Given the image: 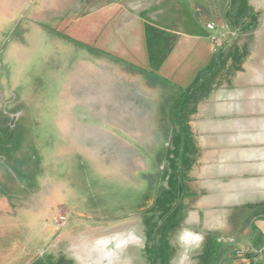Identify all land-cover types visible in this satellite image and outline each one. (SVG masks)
Wrapping results in <instances>:
<instances>
[{
	"label": "rangeland",
	"instance_id": "1",
	"mask_svg": "<svg viewBox=\"0 0 264 264\" xmlns=\"http://www.w3.org/2000/svg\"><path fill=\"white\" fill-rule=\"evenodd\" d=\"M247 18L264 0H0V264H108L105 239L120 264H264V211L196 225L181 156L183 101ZM152 92L166 138L135 170L101 145L104 113Z\"/></svg>",
	"mask_w": 264,
	"mask_h": 264
},
{
	"label": "crops",
	"instance_id": "2",
	"mask_svg": "<svg viewBox=\"0 0 264 264\" xmlns=\"http://www.w3.org/2000/svg\"><path fill=\"white\" fill-rule=\"evenodd\" d=\"M253 21L261 26L243 35L244 48L227 47L215 57L207 54L197 86L183 101L181 156L191 167L190 180L200 199L199 213L191 216L197 215L196 225L205 228L221 224L223 215L229 223L236 209L264 211V18ZM140 87L137 84L139 91ZM145 100H125L128 106L123 110L104 113L119 133L115 137L102 130L106 138H101V145L135 170L147 167L142 151L154 160L167 133L158 121V97L152 92ZM88 142L91 149L97 147L89 137ZM182 228L197 235L202 231ZM141 230L142 234L130 233L140 243Z\"/></svg>",
	"mask_w": 264,
	"mask_h": 264
},
{
	"label": "bare ground",
	"instance_id": "3",
	"mask_svg": "<svg viewBox=\"0 0 264 264\" xmlns=\"http://www.w3.org/2000/svg\"><path fill=\"white\" fill-rule=\"evenodd\" d=\"M105 240L100 241L99 246L97 248L98 249L97 251L100 252L99 254L102 255V253H103V254H105L107 256L108 264H120L118 253H116V252L114 253V251L112 249L111 250H107V246L109 245V243L106 242ZM116 243H117V249H119L118 241H116ZM94 264H101L100 258L96 259V261L94 262Z\"/></svg>",
	"mask_w": 264,
	"mask_h": 264
},
{
	"label": "built area",
	"instance_id": "4",
	"mask_svg": "<svg viewBox=\"0 0 264 264\" xmlns=\"http://www.w3.org/2000/svg\"><path fill=\"white\" fill-rule=\"evenodd\" d=\"M207 28L208 29H210V30H213L214 29V24L213 23H210V24H207ZM224 37V36H226L225 34H222L221 35V37ZM222 37V38H223ZM222 40V39H221ZM221 40H219V39H214V41H217L218 42V44H220V42H221ZM55 219H56V222H57V224H61V223H63V221H65V216H63V215H61L60 213H59V211H57L55 214Z\"/></svg>",
	"mask_w": 264,
	"mask_h": 264
},
{
	"label": "water",
	"instance_id": "5",
	"mask_svg": "<svg viewBox=\"0 0 264 264\" xmlns=\"http://www.w3.org/2000/svg\"><path fill=\"white\" fill-rule=\"evenodd\" d=\"M12 124H13V120L11 121L10 126H12Z\"/></svg>",
	"mask_w": 264,
	"mask_h": 264
},
{
	"label": "trees",
	"instance_id": "6",
	"mask_svg": "<svg viewBox=\"0 0 264 264\" xmlns=\"http://www.w3.org/2000/svg\"><path fill=\"white\" fill-rule=\"evenodd\" d=\"M183 105H184V104H182V108H183Z\"/></svg>",
	"mask_w": 264,
	"mask_h": 264
}]
</instances>
